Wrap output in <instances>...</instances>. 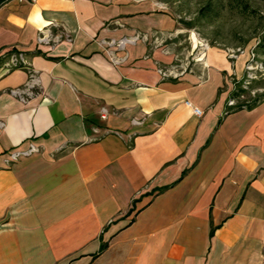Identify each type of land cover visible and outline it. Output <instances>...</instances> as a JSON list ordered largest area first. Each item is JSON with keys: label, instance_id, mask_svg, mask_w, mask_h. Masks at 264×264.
I'll use <instances>...</instances> for the list:
<instances>
[{"label": "crops", "instance_id": "obj_1", "mask_svg": "<svg viewBox=\"0 0 264 264\" xmlns=\"http://www.w3.org/2000/svg\"><path fill=\"white\" fill-rule=\"evenodd\" d=\"M166 7L0 4V264H264V100L226 113L245 65L212 45L178 63ZM12 50L39 75L26 101Z\"/></svg>", "mask_w": 264, "mask_h": 264}, {"label": "rangeland", "instance_id": "obj_2", "mask_svg": "<svg viewBox=\"0 0 264 264\" xmlns=\"http://www.w3.org/2000/svg\"><path fill=\"white\" fill-rule=\"evenodd\" d=\"M164 1L178 21L179 32L170 39L178 50L177 62L192 63L206 46L212 45V50L240 46L244 52L233 59L234 67L238 70L242 63L245 68L240 77L232 75V85L239 93L234 104L263 101L264 45L260 43L264 36V0Z\"/></svg>", "mask_w": 264, "mask_h": 264}, {"label": "built area", "instance_id": "obj_3", "mask_svg": "<svg viewBox=\"0 0 264 264\" xmlns=\"http://www.w3.org/2000/svg\"><path fill=\"white\" fill-rule=\"evenodd\" d=\"M28 1H35V0H28ZM60 36H61L60 33L52 34L49 28H45V29H42V31L38 34V41L39 42H48L51 40L54 41V40L59 39ZM135 38H137V35L130 36V37H123L118 40L109 39L107 40V43L116 44L117 46L121 47L125 44L126 41H131V40H134ZM155 39H158V37H155ZM207 47L208 46H206V48ZM226 50H227L228 57L232 60L237 58L241 53L244 52V49L241 48L240 46H237L236 48H227ZM112 60L114 62H117L120 60V58L113 56ZM4 62H5V66H7L8 68L14 67V66H25L28 68V77L26 81L22 85L10 88V92L14 96L18 97L22 101H26L29 97L33 96L36 93V88L39 85L38 73L29 66L26 60V57L24 53L22 52L13 51V50L10 51L8 55L6 56V59ZM160 71L163 74H170L173 76H177L180 72V70H177V69H161V68H160ZM186 103L191 104L189 100H186ZM228 104L229 105L234 104V98H230V100L228 101ZM192 109L197 114L201 113V109L198 106L193 105ZM100 111H101V115L105 116L107 112V108L105 106H101ZM37 149L38 147L35 144L30 143L29 147L24 150H16V151L11 152L10 159L16 160L20 155L30 154L31 152L36 151Z\"/></svg>", "mask_w": 264, "mask_h": 264}, {"label": "trees", "instance_id": "obj_4", "mask_svg": "<svg viewBox=\"0 0 264 264\" xmlns=\"http://www.w3.org/2000/svg\"><path fill=\"white\" fill-rule=\"evenodd\" d=\"M5 1H7V0H0V4H2V3L5 2ZM260 45H264V36H263V38H262V40H261ZM7 55H8V53H7ZM7 55H6V56H7ZM237 91H238V90H236V88L233 89V91H232V93H231V98H235V97H237V96L239 95V93H238ZM258 102H259V101H257V100L255 99V100H253V101H251V102H248V103H242V102H240V103H237V104L231 105V106L226 110V113L229 112V111H231V110H236V109H240V108H251V107H253L254 105H256ZM106 246H107V241H103V242H101L98 251H97L96 253H94V255L97 254V253H100V252H101Z\"/></svg>", "mask_w": 264, "mask_h": 264}]
</instances>
